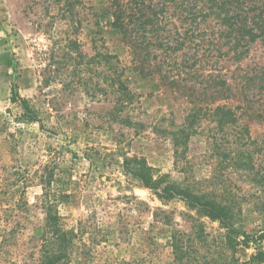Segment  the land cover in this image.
I'll return each instance as SVG.
<instances>
[{
    "label": "rangeland",
    "instance_id": "1",
    "mask_svg": "<svg viewBox=\"0 0 264 264\" xmlns=\"http://www.w3.org/2000/svg\"><path fill=\"white\" fill-rule=\"evenodd\" d=\"M112 20L106 0H0V264H39L49 204L72 239L70 264H177L173 238L187 264H229L232 255L242 263L264 253L260 186L211 145L214 124L206 121L175 157L169 133L183 123L189 98L156 75L130 68L128 48ZM68 40L78 43V58L64 69ZM102 46L125 67L122 82L131 98L124 110L118 108L113 70L105 75L99 59L89 61ZM220 66L247 96L224 103L243 113L240 123L257 144L240 149L247 148L259 168L264 118L256 114L264 111V42L257 40L245 57ZM13 87L37 120L11 101ZM245 102L258 110H245ZM129 158L143 159L155 177L218 198L229 191L244 196L234 251L221 245L225 229L219 221L198 215L177 197L159 198L126 174Z\"/></svg>",
    "mask_w": 264,
    "mask_h": 264
},
{
    "label": "trees",
    "instance_id": "2",
    "mask_svg": "<svg viewBox=\"0 0 264 264\" xmlns=\"http://www.w3.org/2000/svg\"><path fill=\"white\" fill-rule=\"evenodd\" d=\"M106 1L112 10V25L128 48L130 68L141 75H156L162 84L183 92L189 98L191 106L183 123L169 133L175 157L180 158V147L186 140L204 129L203 122L214 124L211 145L221 150V155L227 158L231 166L245 172L251 181L258 184L264 194V165L256 168L247 148L240 149L243 145L257 144V141L251 138L248 126L241 125L243 113L238 116L235 112V109L240 108L232 109L224 103L233 99H246L247 96L235 90L220 66L222 60L227 62L245 57L250 45L257 40L264 42V1ZM68 7L70 10V3ZM176 22L180 25L177 26ZM214 27H217L216 31ZM67 46L73 54H64L66 60L61 63L64 69L78 58V43L68 40L63 48ZM102 49L104 51H99L89 61L99 59L100 64L107 67V71L103 72L105 75L113 70L118 81L117 92L121 96L118 108L124 110L131 98L122 82L125 67L117 55L107 51L104 46ZM14 88L11 101H19L28 118L37 120L29 101L20 98ZM245 103V110H258L248 104L251 102ZM256 115L264 118V111ZM222 140L225 147L222 143V146L218 144ZM124 168L126 174L138 178L159 198L177 197L198 215L219 221L225 229L221 245L226 250L234 251L235 239L239 235L235 224L242 214L240 201L245 200L244 196L229 191L218 198L215 192L200 191L189 185L172 182L164 175L155 177L153 169L141 158L125 159ZM45 213L39 264H70L72 239L64 230L54 206L47 205ZM172 248L177 254V264H187L183 262L186 252L174 238ZM263 263L264 253L257 252L242 263L232 255L229 264Z\"/></svg>",
    "mask_w": 264,
    "mask_h": 264
}]
</instances>
